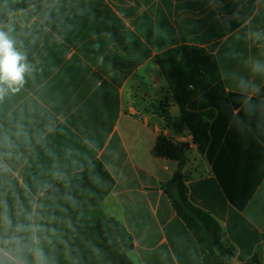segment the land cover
<instances>
[{"label":"crops","instance_id":"crops-1","mask_svg":"<svg viewBox=\"0 0 264 264\" xmlns=\"http://www.w3.org/2000/svg\"><path fill=\"white\" fill-rule=\"evenodd\" d=\"M0 31L28 65L16 91L0 86V264H44L74 232L52 192L95 171L114 182L100 206L133 264H216L162 188L178 165L154 154L161 136L189 146L187 196L220 224L224 264H264V0H44ZM181 48L204 51L180 53L199 63L187 109L215 112L204 153L175 130L158 63Z\"/></svg>","mask_w":264,"mask_h":264},{"label":"trees","instance_id":"trees-1","mask_svg":"<svg viewBox=\"0 0 264 264\" xmlns=\"http://www.w3.org/2000/svg\"><path fill=\"white\" fill-rule=\"evenodd\" d=\"M42 1L44 0H0V24H5L12 14ZM181 51L204 54V51L199 49H174L162 54L158 63L164 70L174 99L181 110L180 121L174 124L175 130L189 131L194 143L204 153L210 144L209 128L215 112L195 113L187 109L188 101L199 93L197 90H190V86H197L199 63L194 61L195 58L180 57ZM188 149L186 144H175L163 136L158 138L154 154L178 165L172 179L163 184L162 188L202 251L210 253L216 264H224V257L230 255L232 249L223 244V230L220 224L210 214L194 206L187 196L183 169L187 163ZM96 173L95 171L76 181L74 188L64 194L57 195L55 190L52 192L54 197H59V201L51 203L52 207L69 208L68 212H64V218L69 217L76 221L81 228L78 240H86V245L72 248L70 244L74 234L60 233L59 241L47 249L44 264H133L129 258V254L134 250L132 236L115 219H107L100 206V194L107 193L114 182L108 174L105 177H97ZM63 196L68 197L60 199ZM52 219L58 222V225L64 226L62 220L56 216L53 215Z\"/></svg>","mask_w":264,"mask_h":264},{"label":"clouds","instance_id":"clouds-1","mask_svg":"<svg viewBox=\"0 0 264 264\" xmlns=\"http://www.w3.org/2000/svg\"><path fill=\"white\" fill-rule=\"evenodd\" d=\"M26 56L17 50L15 41L8 32L0 31V86L7 85L13 91L24 83V75L28 70ZM3 88L0 87V93Z\"/></svg>","mask_w":264,"mask_h":264},{"label":"rangeland","instance_id":"rangeland-1","mask_svg":"<svg viewBox=\"0 0 264 264\" xmlns=\"http://www.w3.org/2000/svg\"><path fill=\"white\" fill-rule=\"evenodd\" d=\"M2 155H0V158H1ZM2 172V169H1V163H0V174ZM64 225H67L69 226L70 228L73 229L74 232H72L71 234H74L72 237V240H71V244L70 246H72V248L74 247H78L80 245H86V240L84 239H79L78 240V235H80L81 231H80V226L76 223V221L74 220H71L69 217L68 218H63L62 219ZM90 248V245L89 247Z\"/></svg>","mask_w":264,"mask_h":264},{"label":"built area","instance_id":"built-area-1","mask_svg":"<svg viewBox=\"0 0 264 264\" xmlns=\"http://www.w3.org/2000/svg\"><path fill=\"white\" fill-rule=\"evenodd\" d=\"M165 169L167 168V167H164Z\"/></svg>","mask_w":264,"mask_h":264}]
</instances>
